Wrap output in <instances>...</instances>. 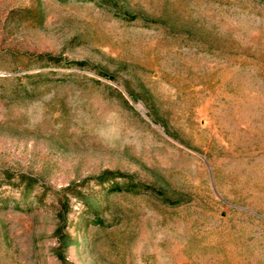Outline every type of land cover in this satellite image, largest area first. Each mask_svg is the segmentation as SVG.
Listing matches in <instances>:
<instances>
[{
  "label": "rangeland",
  "instance_id": "374dc122",
  "mask_svg": "<svg viewBox=\"0 0 264 264\" xmlns=\"http://www.w3.org/2000/svg\"><path fill=\"white\" fill-rule=\"evenodd\" d=\"M113 1L0 0V264H264V2Z\"/></svg>",
  "mask_w": 264,
  "mask_h": 264
},
{
  "label": "trees",
  "instance_id": "16d2710c",
  "mask_svg": "<svg viewBox=\"0 0 264 264\" xmlns=\"http://www.w3.org/2000/svg\"><path fill=\"white\" fill-rule=\"evenodd\" d=\"M100 2H102L101 6L103 7H107L110 10H116L119 8V5L117 3H115L113 0H99ZM261 2H264V0H260ZM46 57V55H40V58H44ZM47 58H49L52 61H56L57 58H54L52 56H47ZM58 63H56L55 65H57ZM130 96L133 98V100L138 101L140 100V97L134 95L133 93H129ZM155 123H159L158 121L155 120ZM20 182H28V184L30 183H34L35 181L33 179H28L26 176H21L20 177ZM95 181H97L99 184H107V195L110 196L112 194H116V193H138L140 192L144 185L136 182L134 180L133 176L130 175H125L122 173H118V172H110V171H105L103 172L100 176L94 178ZM75 198H80L79 193H76ZM164 200H168V198L166 196H163ZM80 200H84L82 198H80ZM84 205L87 208V211L95 214L96 209L95 206L92 205V203H90L89 201H84ZM66 208V207H65ZM66 212V209L64 210ZM68 245V243H66V241H63V246L66 248ZM63 264H69L67 261H65L64 258H62Z\"/></svg>",
  "mask_w": 264,
  "mask_h": 264
}]
</instances>
